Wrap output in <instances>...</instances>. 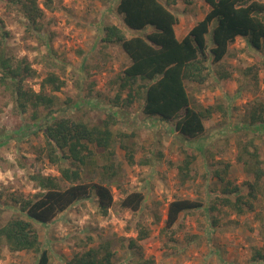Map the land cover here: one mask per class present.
I'll list each match as a JSON object with an SVG mask.
<instances>
[{
    "label": "rangeland",
    "instance_id": "obj_1",
    "mask_svg": "<svg viewBox=\"0 0 264 264\" xmlns=\"http://www.w3.org/2000/svg\"><path fill=\"white\" fill-rule=\"evenodd\" d=\"M162 1H169L180 18L176 26L179 38L209 9L205 0ZM118 2L37 0L43 10L38 30L21 3L0 0L6 53L15 60H26L35 70L28 86L40 90V82L49 72L65 82L59 91L46 88L56 96L53 115L88 118L93 124H101L108 112L114 115L111 129L117 172L108 184L115 203L102 215L97 198L92 196L79 200L51 222L32 219L41 246L50 249V264H68L76 253L106 243L114 252L112 264H264L254 258L257 251L264 253V195L254 200L253 210L242 214L220 201L226 196L234 199L223 192L228 179L246 194L254 180L239 155L247 157V151L258 149L264 168V121H249L253 106L264 103V50L237 37L223 60L212 64L213 73L206 82L187 81L191 103L199 108L212 105L214 112L205 118L206 131L201 137L186 138L176 131L174 120L145 114L142 99L126 104L121 98L117 106L112 102L131 59L119 43L103 42V27L115 24L127 36L152 29L127 27L117 10ZM222 71L231 77L220 76ZM1 75L0 71V205L9 201V207L0 211V226L19 213V204L12 201L10 193L32 198L41 191L31 179L32 173L40 170L59 175L43 156L38 158L37 148L45 143L44 130L25 134L24 123H37L32 109L19 112L14 87L4 84ZM40 113L45 115L47 109ZM122 143L133 152L132 163L126 158L130 151ZM190 154L195 158L190 170L183 173L179 166ZM227 165V180H221L215 172ZM262 189L264 192V177ZM133 190H143L146 195L137 211L121 206V199ZM179 197L197 198L206 205L217 203L219 210L210 214L205 207L186 211L173 229L163 230L168 205ZM214 218L217 224L212 225ZM142 228L148 231L145 238L140 236ZM38 257L39 251H12L6 244L0 245V264H35Z\"/></svg>",
    "mask_w": 264,
    "mask_h": 264
},
{
    "label": "trees",
    "instance_id": "obj_2",
    "mask_svg": "<svg viewBox=\"0 0 264 264\" xmlns=\"http://www.w3.org/2000/svg\"><path fill=\"white\" fill-rule=\"evenodd\" d=\"M205 1L209 4L208 11L183 38H179L176 33L179 16L169 7V1L162 0H119L117 10L123 14L127 27L139 31L152 28L144 34L127 36L115 24L103 27V42L119 43L131 59L120 76L116 98L112 99L115 106L119 105L121 98L126 104L142 99V111L145 114L159 116L167 122L174 120L176 131L191 139L199 138L205 133V118L213 114L214 107L209 105L199 108L193 105L187 81L206 82L213 73L212 64L223 60L229 45L237 37L247 39L258 50H264L263 0ZM14 2L22 4L26 17L40 30L37 21L43 10L37 0ZM1 29L0 27L2 82L12 83L16 107L21 114L32 109V118L37 121V125L24 123L25 134H38L40 130H44L45 143L37 148L38 158L43 156L56 167L59 175L45 174L40 170L32 173L31 179L41 188L32 198L15 197L10 193L12 201L19 204V213L0 226V245L6 244L12 251H39L35 264H50V249L41 246L39 231L32 219L41 223L51 222L79 200L92 196L97 198L102 215H107L115 203L113 189L108 184L110 176L117 172L113 158L115 134L111 129L114 115L106 113L101 124H93L88 118L75 119L60 114L54 116L56 96L47 93L46 88L49 86L50 90L59 91L65 82L55 72H49L41 80L40 90L28 86L27 81L34 79L35 70L26 60H15L6 53L3 46L6 31ZM219 74L227 79L231 77L225 71ZM140 79L145 82L141 83ZM123 92H126L125 97ZM42 108L47 109L43 116L40 113ZM249 121L251 124L264 121L263 102L253 106ZM121 146L130 151L126 158L132 163L134 155L130 147L125 143ZM199 149L202 150L203 145H199ZM247 153L248 158L245 154L238 157L245 170L254 176L247 194L242 193L239 186L233 185L231 180L225 179L228 165L222 171L220 169L215 172L221 180H227L223 192L234 196V199L230 196L222 197L221 203L238 214L253 210L254 200L264 195V168L260 152L255 149ZM104 158L107 162L101 163ZM194 158L190 154L185 163L179 166L180 171L185 173L190 170ZM95 174H99V179H96ZM1 195L0 193V197ZM145 197L143 190L127 192L121 199V206L137 211L142 207ZM7 207L9 201H3L0 211ZM202 207H205L208 214L219 210L217 203L206 205L197 198L172 199L163 230L173 229L184 212ZM215 224L216 218L212 219V225ZM140 236L145 238L148 231L142 228ZM113 256L114 252L109 243H106L76 253L68 264H112ZM254 258L264 260V253L257 251Z\"/></svg>",
    "mask_w": 264,
    "mask_h": 264
}]
</instances>
